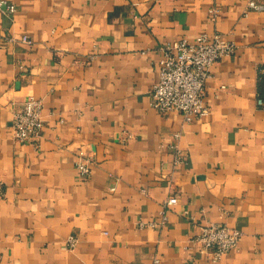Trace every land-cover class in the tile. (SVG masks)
Listing matches in <instances>:
<instances>
[{
  "label": "crops",
  "instance_id": "obj_1",
  "mask_svg": "<svg viewBox=\"0 0 264 264\" xmlns=\"http://www.w3.org/2000/svg\"><path fill=\"white\" fill-rule=\"evenodd\" d=\"M4 1L16 11L0 8V264H264V12L245 15L247 0ZM215 34L236 51L211 68L208 114L156 112L161 49ZM29 96L44 104L38 147L12 138ZM171 197L165 226H140ZM206 223L241 231L238 248L214 262L195 241Z\"/></svg>",
  "mask_w": 264,
  "mask_h": 264
},
{
  "label": "built area",
  "instance_id": "obj_2",
  "mask_svg": "<svg viewBox=\"0 0 264 264\" xmlns=\"http://www.w3.org/2000/svg\"><path fill=\"white\" fill-rule=\"evenodd\" d=\"M0 8L8 17L16 11L14 4L4 0L0 1ZM251 11L264 12V0H247L245 15ZM210 13L214 19L217 10L213 9ZM21 40L25 44L33 45V40L28 36H23ZM235 51V44L220 34L200 35L194 41L182 39L163 47L158 65V80L151 90V107L162 115L181 113L186 121L206 116L208 107L205 104V94L207 82L211 78V68L221 58L232 55ZM258 85L256 105L264 110V68L259 69ZM43 109V101L33 96H29L23 102L21 110L12 120V138L16 143L34 144L38 147L44 127ZM178 137L179 134H175V138ZM171 148L174 151V164H182L184 156L178 145ZM91 164L81 155L76 161V169L85 177L91 172ZM1 194L0 190V196ZM177 203L176 197L169 198L164 203L159 220L140 223V226H165L168 209ZM241 238L242 233L237 229L223 224L206 223L200 227L195 241L203 252H208L212 260L217 262L229 252L236 250ZM76 242V238L71 236L67 240L68 247L75 248Z\"/></svg>",
  "mask_w": 264,
  "mask_h": 264
}]
</instances>
